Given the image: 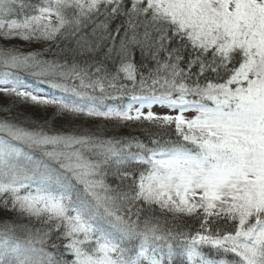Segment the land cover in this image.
<instances>
[{
    "label": "snow or ice",
    "instance_id": "1",
    "mask_svg": "<svg viewBox=\"0 0 264 264\" xmlns=\"http://www.w3.org/2000/svg\"><path fill=\"white\" fill-rule=\"evenodd\" d=\"M0 113V264H264V0H0Z\"/></svg>",
    "mask_w": 264,
    "mask_h": 264
},
{
    "label": "trees",
    "instance_id": "2",
    "mask_svg": "<svg viewBox=\"0 0 264 264\" xmlns=\"http://www.w3.org/2000/svg\"><path fill=\"white\" fill-rule=\"evenodd\" d=\"M120 23H121V20L117 19L116 21L113 22L111 27L114 29L115 26ZM12 43L21 44L22 42L13 41ZM27 46L28 47H25L26 49L41 47V45L39 44H32V45H27ZM101 56H102V53H101ZM134 61L136 62L138 67H141V65L146 66V68H152L155 66L154 62L151 61L150 58L141 55L139 49L134 50ZM146 68L141 67V70L146 72ZM29 83L32 84L34 87H38L39 90L44 94H48L50 96L52 95L58 96L61 94L58 90L52 89L50 88V86L46 84H35L31 80V78H29ZM125 100H127V98H125L122 102H124ZM110 102H113V101H110ZM110 102L108 101V103ZM4 103L7 104L8 101H4ZM11 107H12V113H11L12 116L15 117L19 114L20 118L27 117L28 119L36 122L37 124H43L45 121H47L49 128H51L54 131H63L69 127V120L67 118L54 116L55 109L51 106L46 107L42 105H36L30 101L28 102L15 101L11 104ZM75 123L84 124L85 126H89L91 123H94V122L81 117V118H78L75 121ZM149 127L150 126L147 124L141 125L136 122H128L126 124H121L117 126L115 129V132L122 136L135 135L147 143L148 142L147 141L148 132L144 131V129L149 128ZM109 128L111 130V125H109ZM151 130L153 132L157 131V129L155 128H152ZM13 215L14 214L12 213H0V222H3V220L5 219L11 218ZM168 219L171 220L170 217H168ZM177 222L184 223L186 221H184L183 218H181ZM187 223H190V221Z\"/></svg>",
    "mask_w": 264,
    "mask_h": 264
},
{
    "label": "rangeland",
    "instance_id": "3",
    "mask_svg": "<svg viewBox=\"0 0 264 264\" xmlns=\"http://www.w3.org/2000/svg\"><path fill=\"white\" fill-rule=\"evenodd\" d=\"M23 47H28L27 45H24ZM41 92V91H40ZM42 93V92H41ZM110 102V101H109ZM110 103H121V102H110ZM127 103H125L126 105ZM138 106V105H137ZM147 109H145L146 111ZM154 112H157V113H166V112H170L171 110H169L168 108L166 107H163V106H160V105H153V109H152ZM191 114V113H189ZM0 115H2V113H0Z\"/></svg>",
    "mask_w": 264,
    "mask_h": 264
}]
</instances>
